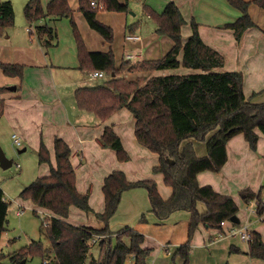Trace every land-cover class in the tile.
Segmentation results:
<instances>
[{"label":"trees","instance_id":"1","mask_svg":"<svg viewBox=\"0 0 264 264\" xmlns=\"http://www.w3.org/2000/svg\"><path fill=\"white\" fill-rule=\"evenodd\" d=\"M100 2L106 10L128 9L127 1ZM227 2L241 13L227 25L233 29L238 40L243 31L255 26L248 12L251 1ZM252 2L264 10V0ZM78 10L92 29L108 43L112 42L111 27L97 19L98 8L92 7L90 0H79ZM147 12L156 24L155 32L170 38L173 45L162 58L147 60L141 65L157 70L176 68L182 64L200 69L199 72L126 79L119 74L127 69L128 61L122 59L116 67L111 49H86L66 0H50L45 8L40 0H27L24 4L23 14L29 22L46 15L70 18L79 67L86 73L98 70L109 75L102 83L76 88L74 97L77 106L94 113L101 120L121 107L129 109L134 118V135L141 145L157 153L158 164L153 166L152 171L162 175L165 185L171 188V194L163 198L154 180L129 181L122 171L114 170L104 178L102 185L104 208L98 218L104 226L98 229L72 225L65 220L69 207L89 211L88 196L76 189L70 147L62 139L56 138L55 165L50 166L47 175L36 177L20 192L21 197L30 198L34 205L52 213L45 227L50 246L44 247L39 240H31L26 248L19 249L10 258L12 263L23 264L22 259L38 255L41 257L39 264H85L89 251L87 241L92 235H100L98 255L92 257L89 264H125L128 256H132L133 264H148L150 248L143 246L144 235L141 232L127 226L112 232L108 226L121 193L134 187L146 189L151 212L159 222L177 210L190 213L187 239L171 256L172 260L178 256L183 264H189L190 239L199 224L205 228L221 229L220 222L236 214L237 205L233 198L215 191L208 184L200 185L197 174L204 170L217 172L221 169L227 159L226 143L236 134H242L248 144L255 147L258 131L264 135V101L256 103L244 96L240 72L216 70L223 64L222 56L203 42L193 19L190 21V34L185 40L182 39L184 19L175 2L166 3L160 13L149 8ZM13 23L11 2L0 0V35ZM37 31L45 37V48L51 46L56 38L55 30L42 24L37 26ZM135 68V65H130L127 70ZM0 69L8 76L22 77L23 74L20 64L0 62ZM4 89L0 88V92ZM207 134H210L208 138ZM190 138L205 142V156H197ZM100 140L104 146L113 148L120 160H127L128 155L119 136L110 127L104 128ZM37 154L39 162H50L49 151L42 142ZM3 194L0 186V237L6 230L8 208ZM239 194L245 203L257 201L258 212L264 208L261 191L255 193L243 188ZM198 202L203 203L205 212L198 211ZM247 254L264 261V241L260 233L250 231ZM49 255L53 257L47 259Z\"/></svg>","mask_w":264,"mask_h":264},{"label":"crops","instance_id":"2","mask_svg":"<svg viewBox=\"0 0 264 264\" xmlns=\"http://www.w3.org/2000/svg\"><path fill=\"white\" fill-rule=\"evenodd\" d=\"M9 1L13 4L16 21L14 20L13 25L7 27L0 35V62L22 65L23 74L22 77L8 76L4 75L0 69V88H5L0 92V125L8 130L12 127L16 128L12 134H18L25 143L22 150L27 149L28 144H31L37 147L38 151L42 142L49 151L50 162H41L47 164L48 172L50 166L55 165V139L60 138L68 144L71 149L70 161L75 172V186L79 193L88 196L90 210L84 211L70 206L65 220L72 225H85L98 229L104 226L98 218V214L102 213L104 208L102 185L104 178L114 170L122 171L129 181L154 180L160 195L167 198L171 194V188L165 185L160 173L152 171L153 166L158 164V155L137 141L134 135V118L130 110L121 107L105 120H101L94 113L77 106L74 97L75 89L89 84L86 81L87 73L79 67L70 18L46 15L29 22L23 14V6L27 0H17L18 4L22 5L20 11L17 10L13 0ZM49 1L40 0L44 8ZM66 1L72 10L73 20L86 49L102 51L104 50L102 47L109 44L110 49L114 48L115 52L119 53L121 49L120 62L123 59L130 65L140 61L160 59L172 47L173 41L170 38L155 32L156 24L149 16L147 9L160 13L166 3L175 2L184 19L181 26L182 39L185 40L190 34V21L193 19L197 23L198 33L203 42L222 56L223 64L216 70L240 72L244 96L252 102L264 101V10L252 0H247L251 1L248 12L255 26L243 31L238 40L233 34V29L227 25L234 22L241 13L227 0H139L142 11L145 12L149 21L142 24L139 20L132 22L131 25H129L130 19L127 12L130 8L135 12L136 9L128 2L129 0H118L120 3L127 1V11L106 10L98 7L96 13V17L100 11L113 14L110 15L113 22L105 23L113 31L111 43L88 25L78 10L79 0ZM130 13L135 15L134 12ZM42 24H47L56 32L55 40L47 48L43 45L45 37L37 31V26ZM118 27L123 36L116 37ZM115 38L118 41L116 45ZM124 71H122L124 74L130 76L128 78H133L132 73L137 75L126 69ZM199 71L200 69L180 64L175 69L143 71L140 76L188 74ZM12 85L15 86L14 90L9 88ZM105 127H110L119 136L122 147L128 155L127 160H120L113 148L102 144L100 137ZM258 133L263 135L259 131ZM209 135L207 134L206 138ZM239 138L242 142H247L242 134H236L227 141V159L219 171L224 170L226 174L228 173L230 149L233 151L243 146ZM189 141L197 156L207 154L204 141L193 138ZM219 171L199 172L198 183L200 185L210 183L213 187L210 186L217 191L218 188L215 185L219 178L207 172H215L220 176ZM251 187L253 192L261 191V196H264L262 194L264 180L258 187L257 184H252ZM3 198L5 199L4 194ZM250 203L249 201L248 211ZM197 209L200 213L205 212L201 202L197 203ZM44 210L50 218L52 213ZM238 214L236 212L233 215L236 221L224 220L225 225L221 226V229L205 228L201 224L195 228L190 239V264L197 257L200 260H208L215 259L214 255L217 256V264H228V261L229 264H233L235 260L241 259L243 262L247 260L250 264H264L263 260L251 258L247 254L248 242L241 239L239 235L229 234L227 227H238L241 224ZM248 216L250 218L247 223L251 222L249 225L251 228H247L248 231L260 233L264 241L258 224L264 221H258L256 218L251 220L254 216L250 211ZM189 217L188 211L177 210L164 221L159 222L151 212L146 189L134 187L121 193L108 226L112 232L119 231L125 226L141 232L144 235L143 246L150 248L148 264H182L178 256L174 260L171 256L187 239ZM247 225L245 224L246 227ZM130 264H133V260Z\"/></svg>","mask_w":264,"mask_h":264},{"label":"rangeland","instance_id":"3","mask_svg":"<svg viewBox=\"0 0 264 264\" xmlns=\"http://www.w3.org/2000/svg\"><path fill=\"white\" fill-rule=\"evenodd\" d=\"M13 1L17 10H22V5H19L17 0ZM94 1L97 3L100 0ZM128 2H130L131 5H133L132 7L136 9V12L132 8L128 9L127 16L128 19H130L129 25H131L132 22H136L139 20L142 24H144V22L146 21H149V19L146 17L145 12L142 11V4L139 0H129ZM96 7L98 8L97 5ZM100 8L102 9V7ZM129 10H131L130 12H134L135 15L130 13ZM110 15L113 14L101 13L100 11L98 13L97 19L100 22L104 23H108L110 21L113 22V19L110 17ZM14 20L16 21V18ZM120 35L121 30L118 27L116 31V37ZM121 36H123V33ZM117 42L118 41L115 38V45L117 44ZM102 48H104L105 51L109 50L110 45L105 44V46H103ZM111 50L114 54V64L117 67V65H119L120 63L122 50L120 49L119 53L117 51L115 52L114 48H112ZM142 62L144 61L132 64L136 67L134 70H132V72L137 73V75H134L132 73L133 78H128L130 76H128V74H124L125 71L121 72L119 76H123L126 79L143 78L144 76H140V74L143 71L147 72L151 70V68H149V66L147 67L145 64L141 65ZM129 66L130 64L128 65V67ZM108 78L109 75H105L103 78L99 79H93L87 75L86 81L87 84L93 85L102 83V81L107 80ZM15 129V127H12L8 130L0 125V133L2 134V138L0 139V146L3 149L5 155L13 159V163L9 168L3 169L0 166V186L4 191V197L8 202L6 230L4 231L0 239V264H17L14 262L12 263L10 258L19 249L26 248L31 240H39L44 247L50 246V241L45 230V227L48 224L49 216L46 214V211L44 209L34 205L30 198H23L20 196L21 190L32 180L48 172V166L46 163L38 162L37 147L28 144L27 149L22 150L25 143L22 142V139L18 136V134L15 133L14 134L20 139V144H16L13 141L12 131H15ZM239 139L238 140L242 143L243 146L238 147L233 151H231L230 149V160L228 163V167H230V169L228 170V173L226 174L224 170L218 172L220 176L215 174V172L207 173H209V175L213 177L217 176V178H219L217 185H215L218 188L217 191L223 194H229L234 199L235 204L237 205V212L239 213L238 215L240 217L241 223L240 225H238V227H235L242 229L244 228L245 224H248L247 228H251L249 226L251 222L247 223L250 218L248 216L249 211L247 209L249 204L248 202L244 204L239 192L243 188L251 189L252 184H257L258 187L264 180V135H260V133H258L257 142L254 148H252L247 142H242L241 138ZM206 184L211 185L210 183H205L204 185ZM262 194H264V189H262ZM18 209H22V212L19 215L16 214V211ZM254 218L255 216L251 220H253ZM258 224L259 229L262 230V234L264 237V222H260ZM7 239L9 240L7 241ZM7 242H9V244ZM98 242L99 239L97 237L95 238V240L91 238L87 241L89 245V251L87 253L85 264H89L92 257H97L99 252ZM51 257L53 256L49 255L47 259H50ZM214 257L215 259L210 258L208 260H200L197 257L195 260H193L192 264H217V256L214 255ZM131 259L133 260L132 256H128L126 264H130L132 261ZM40 262L41 257L38 255L32 257L27 256L26 258L21 260V263L23 264H39ZM227 263L229 264V261ZM233 264H250V262H248L247 260L243 262L241 259L235 260Z\"/></svg>","mask_w":264,"mask_h":264},{"label":"built area","instance_id":"4","mask_svg":"<svg viewBox=\"0 0 264 264\" xmlns=\"http://www.w3.org/2000/svg\"><path fill=\"white\" fill-rule=\"evenodd\" d=\"M90 4L92 6H98V7H101V3H96L94 0H90ZM87 75L90 77V78H101L103 77L105 74L103 71H98V70H94V71H90L87 73ZM12 137H13V141L16 143V144H20V139L15 135V134H12ZM250 207H249V211L250 213L255 216V218L258 220V221H264V208L262 209L261 212H258V202L255 201V200H251L250 201ZM261 203L264 205V196H262V199H261ZM22 212V210H18L16 211V214H20ZM220 225L221 226H224L225 225V221H221L220 222ZM228 228V232L229 234H232V235H239V237L241 239H243L244 241L248 242L249 239H250V231H248L247 227L244 226V228H236L234 226H230V227H227ZM98 239H100V235H93L92 239L95 240L96 237ZM95 237V238H94Z\"/></svg>","mask_w":264,"mask_h":264},{"label":"water","instance_id":"5","mask_svg":"<svg viewBox=\"0 0 264 264\" xmlns=\"http://www.w3.org/2000/svg\"><path fill=\"white\" fill-rule=\"evenodd\" d=\"M9 88H11V89L14 90V89H15V86L12 85V86H10ZM12 163H13V159L7 157V156L5 155L3 149H2L1 146H0V166H1L3 169H7V168H9V167L12 165ZM230 220H231V221H236L237 219H235V216H232V217L230 218Z\"/></svg>","mask_w":264,"mask_h":264}]
</instances>
